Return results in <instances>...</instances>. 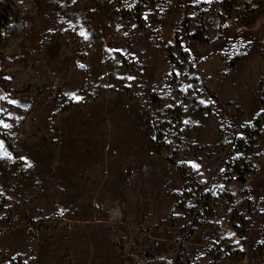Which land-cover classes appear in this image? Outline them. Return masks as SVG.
<instances>
[{"label":"rangeland","instance_id":"rangeland-1","mask_svg":"<svg viewBox=\"0 0 264 264\" xmlns=\"http://www.w3.org/2000/svg\"><path fill=\"white\" fill-rule=\"evenodd\" d=\"M130 4L2 0L0 264H264V0Z\"/></svg>","mask_w":264,"mask_h":264},{"label":"trees","instance_id":"trees-1","mask_svg":"<svg viewBox=\"0 0 264 264\" xmlns=\"http://www.w3.org/2000/svg\"><path fill=\"white\" fill-rule=\"evenodd\" d=\"M10 3V0H5ZM156 0H131V4L129 6V14L137 21H141L140 10L143 8L150 6ZM2 0H0L1 5ZM5 7H1V10H4ZM141 25V24H138ZM188 23H185L184 29H187ZM188 37L195 40L205 39L203 34V23L201 16L198 17L195 30L187 34ZM177 43V39L175 40ZM168 48H170L168 46ZM170 60H174L175 57L171 52H168ZM261 104L264 108V94L261 97ZM263 110L258 113L251 121L246 122L239 128V134L234 138L232 144L230 145L229 152L224 161V167L227 169V173L229 176L234 175L235 179L243 181L244 176L247 172H249L252 159L254 158L253 150L255 145L260 137L262 131V116ZM225 141V135L220 134L218 137V142L213 145V147H218L221 142ZM184 181V185H188L187 177ZM189 187V186H188ZM191 189V186L189 187ZM188 188V189H189ZM239 215V214H236ZM262 220H263V229H264V211L262 212ZM16 260L13 262L15 263ZM19 261V260H17Z\"/></svg>","mask_w":264,"mask_h":264}]
</instances>
